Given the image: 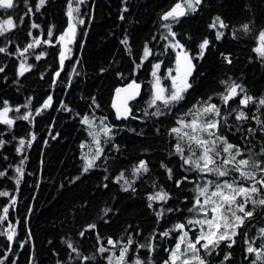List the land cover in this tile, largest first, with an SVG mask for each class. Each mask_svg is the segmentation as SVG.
<instances>
[{"label":"snow or ice","instance_id":"obj_1","mask_svg":"<svg viewBox=\"0 0 264 264\" xmlns=\"http://www.w3.org/2000/svg\"><path fill=\"white\" fill-rule=\"evenodd\" d=\"M23 2L26 8L23 15L14 18L6 14L0 19V37L5 40L0 45V54L14 58L10 63L13 69L12 84L17 85L16 90L19 92L21 78L31 74L36 68L29 58L41 61L49 55V50H53L55 67L49 76L50 86L55 87L65 70V62L73 57L71 45L78 42L83 46V41L78 39V31L87 32V28L80 27L86 23L81 12L85 0H65L62 26L49 24L44 38L33 32V29H41V25L33 17L42 13L48 0H34V4H30L29 0ZM203 4L204 0H172L159 15L158 27L163 32L153 34L151 41L145 40L135 54L132 52L130 36L125 31L119 44L132 57L131 71L127 74L119 70L115 72L119 83L110 94L109 114H96L101 105L95 95L88 98L90 112L75 113L86 133V139L79 144L80 175L68 179L69 183L78 181L83 174L101 166L108 172L106 162L109 154H123L121 146L114 139L118 132L144 135L143 131L127 126L129 119L147 122L153 118L175 115L174 122L166 129L173 141L169 145L168 156L179 159L181 174L177 178L176 170L164 161H161L159 167L164 170L167 181L177 188H182L184 182L192 185L189 190L191 196L183 195V201H187L190 206L180 203L179 206L168 207L171 201L170 191L163 185L158 186L156 181L152 182V190L144 192L143 202L146 209L154 215L155 223L160 225L165 220H172V216H165V213H178L179 216L171 227L162 231L153 228L143 242L135 239L143 234L139 225H128L120 237H105L100 235L96 222L86 223L76 233L81 238L78 243L82 247L83 240L95 232L94 242L98 245L95 252L103 254L102 260L106 264H153L152 254L158 247L155 240L168 237L172 240L168 247L162 249L165 257L160 264H231V250L238 239L242 240V259L246 264H264V226L257 227L255 235L245 231L252 227L257 215L264 213V93L253 95L242 82L225 74L217 81L218 90L209 95L197 96L194 101L188 102L198 62L206 58L210 49L216 47L215 41L228 36L235 40H240L242 36L250 37L254 41L250 50L254 55H250L249 60L258 61L264 67V25L257 27L254 20H249L236 28L230 26L222 15L215 14L206 24L207 34L194 37L186 31L178 33L175 27H179L184 19L197 14ZM121 5L119 19L124 20L123 13L128 11L126 0H121ZM14 7V0H0V9ZM26 17L29 22L24 42L21 43L18 37L10 39V35L18 28L17 19L20 24H24ZM91 19V16L87 17L88 21ZM10 43L15 44L14 50L8 47ZM153 44L160 47L154 49ZM76 59L78 63V58ZM220 59L228 66L233 64L230 52H220ZM146 61L151 64L149 78L140 81L137 78L138 71L145 67ZM165 62L169 65L167 68L162 67ZM75 68L76 65H73V71ZM8 70L7 64L0 66V75L4 81L9 79ZM106 71L105 67L99 68L102 74ZM200 75L203 77L205 73L201 72ZM40 78L44 79V72H40ZM71 79L70 73L67 78L69 85ZM32 100V96H27L21 105L0 97V125L4 126L5 131L11 132L17 121L33 125L34 116H39L53 106L54 95L48 92L34 109ZM141 102L142 107L138 106ZM182 104H187V107L176 113V108ZM60 105L61 110L72 111L64 100H60ZM48 129L51 132L52 125H48ZM155 131L159 134L160 128L155 127ZM58 135L59 133L50 138L54 140ZM0 136H3V132H0ZM12 140L16 141L14 151L21 159L15 165L9 164L14 175L8 176V169H4L0 170V177L7 176L18 191L25 174L24 162L28 159L24 153L36 140V133L29 131L25 136L14 135ZM48 140L49 137H45L44 143L47 144ZM6 143L10 141L0 139V146ZM85 148L87 151H84ZM144 151L147 152V149ZM4 159L7 161L8 157L5 156ZM98 161L105 163L101 165ZM150 171L148 161L138 158L130 169H122L114 177L106 175L104 179H112L120 185L122 191L136 194V182ZM103 187L107 188L108 185L104 184ZM0 197H7V202L0 204V221H7L10 206L15 207L17 196L0 190ZM185 210L187 216L184 215ZM101 211V219L107 223L108 219L105 217L112 214V209L105 207ZM3 234L11 249L16 227L9 223ZM28 239H32L30 233ZM61 239L66 244L68 259H57L56 264H100L97 256L85 255L81 247L71 239ZM101 240L105 243L101 244ZM24 246V241H20V247ZM133 249L137 252L134 253ZM140 249L147 250L146 260L141 259L138 254ZM6 255L7 252L0 256V264H3ZM29 264H33L31 258Z\"/></svg>","mask_w":264,"mask_h":264},{"label":"trees","instance_id":"obj_2","mask_svg":"<svg viewBox=\"0 0 264 264\" xmlns=\"http://www.w3.org/2000/svg\"><path fill=\"white\" fill-rule=\"evenodd\" d=\"M171 2L172 0H126L128 11L123 13L125 19L120 20L121 0H85L81 12L86 18V23L80 27L87 28V32L78 31V39L83 41V46L78 42L71 45L73 57L65 62V70L58 78L59 82L55 87L50 86L49 76L55 67L53 50H49V55L41 61H35L34 57L29 58L36 68L31 74L21 78L19 92L16 90L17 85L12 84L13 69L10 63L14 58L0 54V66L6 64L9 66L7 73L9 79L4 81L0 75V97L22 105L27 96H32L31 103L34 109L48 92L54 95L53 106L39 116H34L33 125H28L25 121H17L11 132L5 131L4 126L0 125V132H3L0 139L10 141L0 146V170L8 169V176L14 175L9 164L15 165L21 159L14 151L16 141H13L12 137L25 136L29 131L36 133V140L24 153L28 159L24 162L25 174L18 186L19 190H16L17 186L7 176L0 177V190H6L9 195L17 196L15 207L10 206L9 219L0 221V256L7 252L3 264H13V262L29 264L30 258L33 264H56L57 259L67 260L66 244L62 243L61 238L71 239L81 247L78 243L81 238L76 233L86 223L96 222L99 225L100 235L105 237L108 235L120 237L128 225L133 227L139 225L143 230L141 236L135 237L139 242H143L153 228L162 231L171 227L172 222L179 216L178 213H165V216L171 215L172 220H165L158 225L155 223L154 215L144 205V192L152 190L153 181L170 191L171 201L168 207L179 206L180 203L190 206L187 201H183V195L191 196L189 190L192 185L184 182L182 188H177L172 182L167 181L164 170L159 167L161 161H164L176 170L177 178L181 174L179 159L168 156L169 145L173 141L169 138L166 129L174 122L175 115L153 118L147 122L129 119L126 122L127 126L143 131L144 135L137 136L127 131L118 132L114 139L121 146L123 154L119 156L109 154L106 162L108 172H105L101 166L83 174L74 183L68 182L71 177L80 175L79 144L81 140L86 139V133L75 113L90 112L88 98L95 95L101 105L96 114H109L110 94L119 83L115 72L119 70L127 74L131 71L132 57L124 52L119 39L127 31L132 52L137 53L145 40L151 41L153 34H157L158 31L163 32V29L158 27L159 15ZM29 3L34 4V0H29ZM64 3L65 0H48L42 13H37L33 17L35 22L41 25V29H33V32L44 38L49 24L61 27L64 19ZM14 5L13 9H0V19L6 14L18 18L26 12L23 0H14ZM215 14L222 15L230 26L236 28L249 20H254L255 25L259 27L264 25V0H204L203 7L198 13L190 19H184L179 27L174 26L175 30L178 33L189 32L194 37L207 34L206 24ZM89 16L92 17L90 21L87 20ZM28 22L27 17L24 24H20L17 19L18 28L9 38L18 37L23 43ZM157 39H159L158 35ZM4 42V37H0V45ZM214 43L216 47L210 49L206 58L198 62V71L192 80L193 89L188 94V102L194 101L197 96L209 95L214 90H218L217 81L225 74L232 75L242 82L253 95L259 96L264 93V67L258 61L249 60V56L254 55L250 51L254 41L250 37L242 36L240 40H235L228 36ZM152 46L154 49L160 47L155 44ZM8 47L14 50L15 44L10 43ZM220 52L231 53L233 60L231 66L221 61ZM161 59L167 60L165 57ZM50 65L52 67H49ZM73 65H76L75 71ZM168 66L165 62L162 67ZM100 67H105L107 71L100 73ZM150 67V62L146 61L145 67L138 71L137 78L140 81L149 78ZM40 72H44V79L40 78ZM201 72L205 73L203 77L200 75ZM70 73L72 79L69 85L67 78ZM66 86L67 91H65ZM60 100H64L72 111L61 110ZM216 102L219 103L218 100ZM236 103L238 104V101ZM138 106L142 107V102ZM186 107L187 104L178 106L176 113ZM48 125H52L51 132ZM155 127L160 128L159 134L156 133ZM57 133L59 135L56 139L50 138ZM45 137H49L47 144L44 143ZM145 149L147 152L144 151ZM84 151H87V148ZM5 156L8 157L7 161L4 159ZM138 158L146 159L151 171L136 182V194L122 191L120 185L112 179H104L106 175L114 177L120 170L130 169ZM98 163L103 165L105 161ZM104 184L108 187L104 188ZM3 202H7V197H0V204ZM105 207L112 209V214L105 217L108 219L107 223L101 219V210ZM184 215H188L186 210ZM262 217L264 213L257 215L252 227L246 228L245 231L255 235V229L264 226ZM9 223L16 227V236L12 241L11 249L8 248V242L3 234ZM29 233L31 240L28 239ZM94 237L95 232H92L83 240L81 250L85 255L97 256L100 264H106L102 260L103 254L95 252L98 245L95 244ZM170 240L171 237L155 240L158 247L152 254L153 264H160L165 257L162 249L168 247ZM20 241H24V247H20ZM100 243L104 244L105 241L101 240ZM231 251L233 252L231 264H246L242 259V240L238 239ZM133 252L136 253L137 250L133 249ZM146 253V249L138 250L141 259L148 258Z\"/></svg>","mask_w":264,"mask_h":264}]
</instances>
